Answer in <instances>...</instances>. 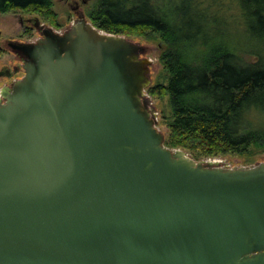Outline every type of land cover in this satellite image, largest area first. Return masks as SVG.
<instances>
[{"label":"water","instance_id":"water-1","mask_svg":"<svg viewBox=\"0 0 264 264\" xmlns=\"http://www.w3.org/2000/svg\"><path fill=\"white\" fill-rule=\"evenodd\" d=\"M35 24L0 99V264H264V162L167 147L140 44Z\"/></svg>","mask_w":264,"mask_h":264},{"label":"trees","instance_id":"trees-1","mask_svg":"<svg viewBox=\"0 0 264 264\" xmlns=\"http://www.w3.org/2000/svg\"><path fill=\"white\" fill-rule=\"evenodd\" d=\"M179 1L97 0L87 13L109 33L160 37L166 83L150 91L169 96L167 147L186 150L197 160L251 148L264 151V52L252 49L257 59L248 61L228 45L207 51L194 45L203 30L199 19L206 3ZM237 2L245 29L258 36V28L264 31V0ZM11 10L36 13L50 23L58 17L53 0H0V13Z\"/></svg>","mask_w":264,"mask_h":264},{"label":"rangeland","instance_id":"rangeland-1","mask_svg":"<svg viewBox=\"0 0 264 264\" xmlns=\"http://www.w3.org/2000/svg\"><path fill=\"white\" fill-rule=\"evenodd\" d=\"M203 1L206 4L202 3L205 7H203V16L199 19V21H204L203 30H200L199 37L193 39L194 45H202L206 51L221 44L228 45L236 48L248 61L257 59V56L251 51L252 49L257 48L264 52V31L262 32L258 28L260 33L257 36L254 32L250 33L245 29L246 21L237 2L238 0ZM96 3L97 0H89L86 5L82 4V11L86 15V20L92 25L94 24L88 17L87 12ZM176 3L179 4L180 1L176 0ZM53 9L58 14L57 21L53 23H50L48 19H42L36 13L21 10L0 13V47L3 49V53L0 54V70L9 68L13 72L10 77H0V97L3 87L11 85L12 82L22 79L25 75L23 61L8 45L9 41L31 42L38 40L39 36L41 37V30L34 26L35 19H39L40 24L45 27H52L58 33H64L76 24L78 16L70 7L68 0H53ZM192 15L195 20L194 13ZM121 36L140 44L144 49L142 56L151 60L149 72L151 82L144 90V99L148 101V105L156 113L157 129L166 135L168 133V117L171 113L169 96H160L150 91L157 83H166V72L160 60L163 43L160 37L152 32L145 35L121 34ZM15 66L20 68V73H14ZM183 151L187 157L196 162L211 161L226 168H249L264 162V151L253 148L239 153L231 152L224 155L204 157L200 160L195 159L188 151Z\"/></svg>","mask_w":264,"mask_h":264},{"label":"flooded vegetation","instance_id":"flooded-vegetation-1","mask_svg":"<svg viewBox=\"0 0 264 264\" xmlns=\"http://www.w3.org/2000/svg\"><path fill=\"white\" fill-rule=\"evenodd\" d=\"M88 1L89 0H68V2L70 3V7L73 9V11H74V13L78 16V19H77V21L81 18V16H86L85 14H84V12L82 11V4L83 5H86L87 3H88ZM33 24H34V26L37 28V29H39L37 26H36V24H35V22H33ZM39 30H41V29H39ZM41 37L39 36V39H40ZM38 39V40H39ZM38 40H35V41H31V42H37ZM12 43H23L22 41H9V43H8V45L11 47V44ZM1 48V47H0ZM16 54H18V56H20L21 57V59H22V61H23V64H24V62H25V57L21 54V53H19V52H17V51H14ZM14 73H20L21 71H20V68L18 67V66H15L14 67ZM0 72H3V74L2 75H0V77H2V76H8V77H10L11 75H12V71L9 69V68H4V69H1L0 70ZM17 81H14V82H12V84L11 85H9L8 87H10V88H12V86H13V84L14 83H16ZM0 99H2L3 101L5 100V97L4 96H2L1 95V97H0Z\"/></svg>","mask_w":264,"mask_h":264}]
</instances>
